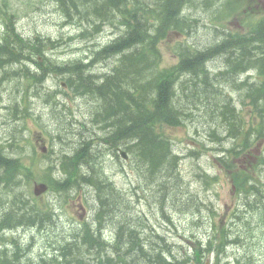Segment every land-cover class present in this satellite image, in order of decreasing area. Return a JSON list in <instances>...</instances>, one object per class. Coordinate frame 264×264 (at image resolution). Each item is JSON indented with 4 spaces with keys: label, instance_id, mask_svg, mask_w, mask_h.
<instances>
[{
    "label": "trees",
    "instance_id": "trees-1",
    "mask_svg": "<svg viewBox=\"0 0 264 264\" xmlns=\"http://www.w3.org/2000/svg\"><path fill=\"white\" fill-rule=\"evenodd\" d=\"M56 2L59 4L61 12L65 14L68 21L73 24L77 23L80 27L82 30L80 35L85 36L90 34L91 36H94L98 31H100L101 27L105 23H110L117 26L121 30L123 29L122 33L114 39L108 41V43L102 48L103 51L100 52L103 56L105 54L104 51L106 52L104 57L109 56V59L114 58L115 65L113 69H111L113 73L111 76L112 78L108 77L105 79V83H101L99 85L96 83L99 77L95 78L96 76L92 74L86 75L87 81L89 78L92 83L90 85L92 87L90 92L92 91L91 93L94 98H97L98 100L102 99L97 108L101 110L105 109L104 111L107 113V120L111 122H108L110 127H115L116 122L120 125L123 124V122H121L118 118L119 112H122L128 120L132 119L133 114H138L142 117L139 123L138 121L134 122V124L138 123V128L135 130L128 129V132H126L124 136L131 133L132 136L135 137L133 138L134 152L143 149V145L147 149V152L149 151L156 155L166 152L167 155L170 156L168 163V166L172 171L170 177L176 182V184L182 180L177 167L178 158L172 154L169 142L161 136L157 135L155 137L152 127L155 128L156 122L152 118L163 114V116L168 119L164 122L169 123L173 120L175 123H179L180 120L173 117L189 114L193 111V109L198 108L204 102L211 104L217 102L218 106H221L220 102L222 101V96L218 97V90L221 87L212 86V80L220 79L221 85H229L226 81L228 78L231 76H237L240 71H244L251 67L259 69V74L264 75V32L255 33V30L248 35L242 34L241 31H238V33L233 32L229 34L227 38L221 39H219L218 36H213L212 42L203 48L192 47L182 49L180 51L181 59L176 68L163 70L157 69L153 58L156 51V44L165 34V26L167 28H174L178 30L185 28V22L179 15L181 7L184 3H186V1L181 3L179 0L178 2L177 0H153L151 1L153 7L150 6L151 3H149L148 0H56ZM189 2L191 6H193V1L189 0ZM212 3L213 0H205L204 8L209 10ZM237 9L238 18L244 21L247 15L242 18L241 16L244 11L240 8ZM163 15L164 18L161 26H155L152 19H157ZM249 25H253L252 20L249 21ZM24 40L25 39H22V42ZM11 44H2V42H0V67L5 65L11 66L10 68L15 67L16 65L19 67L24 63V59L22 58H27L30 54V52H26L24 50L29 46L38 47L37 43H32L28 40L24 41L23 47L20 48H18L15 43ZM137 44H140L141 53L139 57L142 59L144 64L142 72L130 65V62L132 61L131 59L134 57L133 55L138 54H121L122 51L131 49ZM17 49L19 50V53L15 52ZM103 56L100 57L102 58ZM116 56L121 58L116 60ZM135 57L138 58V56ZM217 58H221L222 61H224L223 65L220 67L226 69H220L216 73L212 72L210 68V71H208V64ZM127 60H129L128 63ZM105 68L107 67L100 68V73L104 71ZM130 68H132V70H130ZM157 73L160 76L157 75ZM187 73L190 74V77L187 76ZM193 73H196L199 76H195V79L193 77ZM37 79L40 80V76ZM243 82L244 83H242V86L240 87H237V84L234 85L235 88L243 89L246 86H249L254 90L253 94H255L257 100H259V98L264 99L263 86L256 85L257 83L255 82ZM83 83L86 84L87 82L83 80ZM122 86L124 87L123 89ZM213 87L216 90V97L209 95ZM107 94H110L111 97L115 96L118 98V108H113L112 105L107 107L106 104L104 108V103L109 102H105ZM107 100H109V98ZM170 100H172L175 107H170ZM181 102L183 103V107L177 108ZM27 104L28 103L25 105L24 111H27ZM229 107L230 105L227 103L224 107L219 109L220 111L217 114L218 117H215L216 125L227 127V129H229V135H232V137L237 141H242L244 133L246 132L245 124L239 119L236 110H233L232 108L228 109ZM102 121H104V119ZM173 121L172 123H174ZM209 128H212L210 134L217 137V127L210 125ZM140 129L142 133L147 132V135L144 136L145 139L143 138L141 131H139ZM115 131L116 129L114 128L108 132V136L112 141L118 140L115 135ZM244 140L249 141L247 132ZM244 145L240 151H245L246 147ZM136 147H139V149L136 150ZM1 152L3 151L0 150V166H3L4 170L3 172H0V179H11L12 181L16 174L15 167L11 165V161ZM237 153L236 149L232 147L227 150L225 158L230 159L233 154ZM156 155L152 156L156 158ZM85 156L87 155L82 157L84 160ZM135 159L137 160L136 157ZM86 161L91 162L88 156ZM223 162L227 165L226 161ZM136 163L138 164L137 169L143 175L144 179L151 182L153 179L151 177L152 174H147L146 171L149 168L147 167V169H143L140 165V161H137ZM159 163H161V161H159ZM159 163L156 161L154 166L156 167V164L160 165ZM82 166V173L85 176H89L90 169L87 164L84 163ZM228 167L230 168L229 165ZM100 175L101 174L98 171L94 173L90 182L96 186L99 194L104 193L100 190L106 191L107 194L113 193L111 181L107 179V177L105 179L102 178L100 181ZM235 180L240 184H245L246 182V180L240 178V175L236 176ZM104 182L106 183V186L103 185ZM158 183L156 185H158ZM91 187L94 189L93 186ZM165 187L166 185L161 183L160 188H158V192L156 191L154 194V196L158 198L159 202H161V196L162 201H165L167 198L171 199L176 197L173 192L171 194H167ZM258 187H264V182L260 181ZM177 188H180V185H177ZM159 193L161 195H159ZM109 199L112 198H108V200ZM108 200L100 198L101 206L103 205V211L107 212V215L112 217H122V214H120L121 207L119 204L117 203L114 208H111ZM123 216L124 219L120 222V230H127V237L125 239V243L123 244V246H126L127 248L122 249L116 246V244L112 246L115 253L119 256L120 261L129 262L130 264H171L167 258L174 257V255L171 251L165 252V245L167 244L166 241H161L158 238L151 244V248H146L144 243L143 246H140L137 242L138 231L135 229L134 224L130 227L131 218L129 217V212L123 211ZM217 233L220 235L222 232L219 231ZM226 233L230 237L234 236V238H232L233 241H243L235 230L229 232L226 231ZM226 233H222L224 238ZM90 243L95 244L97 247L100 246V244L93 237L90 239ZM91 250V248H85L75 242L72 251V255L74 256L73 258L76 259L74 264H93L91 262L93 259L89 253ZM103 250L104 249H102V251ZM149 252L152 253L148 254ZM239 259L240 260H236V264H254V261L250 256H240ZM0 264L9 263H6V260H0ZM54 264L61 263L57 262ZM66 264L73 263L72 261H68ZM95 264L101 263L97 260ZM110 264H112L111 260Z\"/></svg>",
    "mask_w": 264,
    "mask_h": 264
},
{
    "label": "rangeland",
    "instance_id": "rangeland-1",
    "mask_svg": "<svg viewBox=\"0 0 264 264\" xmlns=\"http://www.w3.org/2000/svg\"><path fill=\"white\" fill-rule=\"evenodd\" d=\"M9 3L12 5V10L16 13V26H17V31L21 32L24 36L28 35H33L35 33L40 34L44 37H51L53 39H61V45L58 47L60 49L59 51H55V54L59 55H67L71 54L74 51H79L80 49H88V48H94V44L92 43L93 41H81L78 39H75L74 42L76 44H71L74 42H71L70 39L68 38L69 36H72L75 34V30L73 29L72 26L68 25L65 23V17L61 16L58 7L56 6V3L54 0H8ZM201 2V5L198 7L199 9H204L202 0H193V2ZM248 2L251 0H247ZM263 3L260 4L262 7L264 6V0H262ZM178 2V0H177ZM179 2L182 3V0H179ZM261 2V0H260ZM200 4V3H199ZM217 2H214L213 6H210L212 10H204V18L200 13V11L196 12L192 10L194 6L192 7H184L183 8V13L187 14L189 13V16L194 19H203V22H206V24H210L211 22H217V20H213V17L215 16L216 13V8H217ZM186 6V5H185ZM246 6V3H243V7ZM260 6V7H261ZM176 7V6H173ZM259 8V7H258ZM186 10V12H185ZM198 10V9H197ZM1 19V18H0ZM212 19V20H210ZM6 20L8 23H12V19L10 17H6ZM225 22L228 25V28L230 30H237L240 29L242 31H246V27L236 19L235 15H230L225 19ZM213 24V23H211ZM114 25H109L106 26L104 32L102 35L99 37L97 36L98 42L104 41L105 39H111L117 35H119L121 32V29L116 27ZM7 34H10L9 38L12 39L14 37V34L12 32H9ZM212 35L209 34L208 29L202 27L201 24L198 25V27H194L193 33L189 37H187V41L189 43H193L197 47H205L209 45L212 42ZM215 37V36H214ZM185 40V36L181 38ZM216 39V38H215ZM220 39V38H219ZM177 40L179 38L174 35H170L166 41L162 43V61L161 65L162 66H170L175 64L178 61V57L172 53H170V50L173 49V47L176 45ZM218 40V39H217ZM95 41V40H94ZM97 42V41H96ZM28 49L31 51V48L28 47ZM140 51H139V50ZM126 53H132V54H138V55H133V59L130 62V65L133 66V68L139 69L140 72L143 71V61L139 57L141 53L140 49V44L135 45L133 48L122 51L121 54L125 55ZM135 56H138L136 58ZM225 60V59H224ZM114 61V58L107 59L103 63H100L98 68H102L104 65L107 68H112V63ZM129 60H127L128 63ZM138 61V62H137ZM223 62L221 58H217L213 61H211L208 64L207 70L209 68H214V70L218 69L221 65H223ZM126 63V66H127ZM213 65V66H212ZM104 66V67H105ZM132 70V68H130ZM70 75H74L73 73H68ZM117 76V75H116ZM197 75L196 73H193V77L196 79ZM88 78V77H87ZM112 78V77H111ZM83 80L86 81L87 83L84 84ZM102 78H98V81H101ZM115 80V79H113ZM112 80V81H113ZM80 82L83 83L82 87V92H85L88 90L89 86L92 84L91 81L88 78V81L86 79V75H81L79 80ZM111 81V82H112ZM220 79L217 80H212V86L214 85L215 87H221L220 84ZM229 85L233 86L237 84V87L242 86V82L238 77L231 76L226 80ZM13 83H16L15 81H10L6 80L3 81L2 83L0 82V137L1 138H6L7 140H15L16 142H20V145L23 146L22 149H13V151L17 154H29L31 152V146L26 140L28 136V133L25 132V128L28 129L29 127H33L34 124L37 126L43 125L48 128H54L56 124L59 126V132H61L65 127L67 126V123L64 119V116L61 113H58L56 111L50 112V107L46 104V89L42 86H39L38 88H34L37 92V96L33 97L31 100V111L35 113V116L33 118H28L26 122L22 120H15L12 118V115L10 114V106L13 105L15 99L19 98V95L16 93L15 88ZM49 83L53 87H58V84L55 80L54 77H51L49 80ZM105 83V82H104ZM111 84V83H110ZM124 87L122 86V89ZM177 92V91H176ZM210 96L216 97V90L213 87L212 91L209 93ZM107 99L105 102L109 101L108 103H104V108L105 104L107 107L112 105L113 108H118L119 106L117 105V102L119 101L118 98L111 97L110 94L106 95ZM90 98L88 96L83 97L82 99L79 100V98H76L73 102L70 103V105H77L79 101H81L82 106H83V114H86L88 112V103L87 101L92 103L93 108L95 107V103L89 100ZM211 100V99H210ZM180 105L177 106V108L183 107V103H179ZM211 105V106H210ZM170 107H175V105L172 103V100H170ZM215 107V109H214ZM210 108L212 110H215L213 114L211 115L209 110ZM221 106H218L217 102L216 103H202L201 106L195 109V114L196 117L194 118H189L188 120L191 122H188L185 127H178V128H170L168 133H170V136L173 138L174 143H175V150L179 154L183 156L181 166L182 170L185 176L186 182H191V187L190 190L192 192L191 195L195 196L196 194L199 195L200 199L202 200V204H200L201 207H207L203 209V212L209 216L210 218L213 216L214 218L220 219V217L223 215L225 210L228 208V211L230 212L232 208H235V206H242L240 205V199L237 198L236 194L233 193L232 191V184L228 181L226 176L222 173L220 170L218 164L215 161V157L218 155L216 152V148L219 146L218 144H213L211 141H217L219 140L218 137H210L208 132L211 131L209 128L210 125H213L217 127L216 125V120L215 117H218L217 114L220 111L219 109ZM105 110V109H104ZM99 109V114L102 113V116H104L105 121L100 122V123H94L93 118L90 120V112L88 114L87 119L82 120V114L78 113L76 119L78 121L74 122L73 130H76L75 135H71L73 144L67 148V150H71L77 146H80V143L85 142V139L88 135V133H84V135L78 134L77 130L80 129L81 127L83 130L91 129L94 128L95 130L98 129H103L109 131L107 127H105V124L108 123L109 121L107 120V113ZM247 114H245L246 119L250 120L252 113L250 111L245 110ZM191 113L182 115V116H190ZM85 118V117H84ZM118 118L123 124H119L116 122V132H120L122 134H126L128 132V129L130 130H135L138 128V123L141 121V116L138 114H133L132 119L128 120L122 112H119ZM135 121H138V123L134 124ZM64 122V124H62ZM111 123V122H109ZM221 127H218V133L221 136L223 133H221ZM141 131V129L139 130ZM213 132V130H212ZM142 133V131H141ZM143 138L145 135H147V132L142 133ZM256 136V135H254ZM67 138V141L69 144H71L70 139ZM135 137L132 136L130 133L129 135L126 136L127 140H132L134 141ZM145 139V138H144ZM258 139V137H256ZM253 142L252 147H251V154L247 156L248 158L251 159L253 163L259 162L260 158H264V137L260 140H256ZM201 142L205 143L206 148L202 145ZM200 143V145H198ZM224 145L229 146L231 144V140H225L223 142ZM194 147H199L200 152L202 154L200 155V158L198 159L197 157H189L186 155L187 151L190 148ZM41 146H37V150H41ZM94 149H90L88 153V158L91 160V162L86 161L87 156H85V163L87 166L90 168L95 167L97 165V154L96 150L100 151L103 150L102 154L105 156L107 152L104 151V148H99V147H93ZM96 149V150H95ZM139 147H136V150H138ZM138 152V154H137ZM134 152L133 154L137 158V161H140V165L143 167V169L149 168L147 171V174H152L151 177L153 178L151 181V189L153 191H158V185L160 183H164L166 185V192L167 194H171L173 191V194L176 196L173 201L175 200H183L185 201V198L188 196V192L182 189V192L179 193L180 189H177L176 182L171 179L170 174L172 173L170 167L168 166L170 156L167 155L166 152H162L160 155H156L152 152H147V149L143 145V149L140 151ZM186 152V153H182ZM160 153V151H159ZM152 155H156V158L153 157ZM26 158V157H25ZM244 157H240L238 160V163L241 162V160ZM152 159V161H151ZM115 159H112V157L108 158V166L107 170L108 173L112 175L115 183L117 184L118 187L126 190L127 192H131L132 187L134 186V182L132 181L134 177L136 178L134 173H129L128 176L126 174L121 173L119 163L115 162ZM161 161L159 163L160 165L156 164L157 166L155 167L154 164L155 162ZM122 162V160H121ZM233 162V159L230 161ZM245 162V161H244ZM246 163V162H245ZM263 164V162H261ZM261 163H258V166H261ZM146 164V165H145ZM123 168L127 169L128 171L130 170L128 168L127 164L122 165ZM37 168L34 167V170ZM142 169V171H143ZM203 170H209L212 172L211 174L214 173H219L221 174V178L217 183H213L212 187L209 185H206L205 182L202 180L204 179L203 177L200 178V174L202 173ZM137 181V179H136ZM155 182V184H154ZM159 182V183H158ZM158 183V185H156ZM33 184V183H32ZM184 188V186H181ZM85 188V187H83ZM79 189L78 191H73L71 192V195H68L67 197H59L57 194L54 192L48 193L44 198L40 199V201H44L46 198L49 199L50 203H54L55 206L57 207L56 213H57V219H52L51 223L55 226L58 224L63 227V228H70L73 225L79 224L80 221L83 220H89L94 212V209L96 208V197H95V191L92 189L91 186H89L88 189L83 190ZM104 193L99 194L98 192L96 194L100 195V198L108 200L111 208H114L117 204L118 198L114 197L111 194H107L106 191L100 190ZM178 191V192H177ZM208 193V196L206 197ZM77 194H82L85 195V197L89 198L90 202L88 203L89 205H85L84 207H87V211L84 214V217L82 219H78V214L82 210V204L80 205L76 201V196ZM197 198V197H196ZM204 200V201H203ZM75 201V203H74ZM187 201V200H186ZM185 207H187V212H179V213H172L174 224H168L166 223L159 215L158 211L154 206H151L149 209L148 207L143 203V210L146 213V216L151 222L154 223V228L166 232L169 237L173 241H179L180 236L185 232L184 234L191 235L192 233L197 234L199 237H204L206 236V232L210 231V228L208 229L207 226L205 225L204 222H195L192 221L193 215H192V210L195 207V204L197 203V200H194L192 202H184ZM195 203V204H194ZM72 204V205H71ZM189 204V205H187ZM199 205V204H198ZM192 208V210H191ZM67 210V212L65 211ZM213 210V211H212ZM170 212H172L170 210ZM214 212V214H213ZM31 213V212H29ZM194 222V224H193ZM185 247L188 245L187 241L182 242ZM245 247L243 246H233L231 249H228L231 253H234L235 251L237 253H241L244 251ZM152 252H149L150 254ZM256 264H264V260H257Z\"/></svg>",
    "mask_w": 264,
    "mask_h": 264
},
{
    "label": "bare ground",
    "instance_id": "bare-ground-1",
    "mask_svg": "<svg viewBox=\"0 0 264 264\" xmlns=\"http://www.w3.org/2000/svg\"><path fill=\"white\" fill-rule=\"evenodd\" d=\"M192 1H193V0H192ZM206 1H207V0H206ZM193 3H194V2H193ZM202 4H203L202 6H203V8H204V7H205V0H202ZM213 5H214V0H213V3H212V6H213ZM193 6H195L194 8H198L197 5H196L195 3L193 4ZM203 10H207V9L204 8ZM209 10H211V8H210ZM103 67H104V66H103ZM105 67H106V66H105ZM185 100H186V99H185ZM179 123H180V122H179ZM179 123H178V124H179ZM208 134H209L210 137H215V135L210 134V131L208 132ZM84 172H85V171H84ZM107 179H109V178H107ZM109 180H110V179H109Z\"/></svg>",
    "mask_w": 264,
    "mask_h": 264
}]
</instances>
